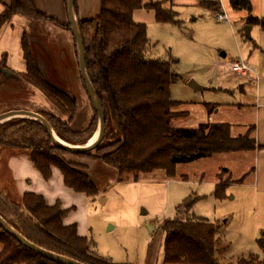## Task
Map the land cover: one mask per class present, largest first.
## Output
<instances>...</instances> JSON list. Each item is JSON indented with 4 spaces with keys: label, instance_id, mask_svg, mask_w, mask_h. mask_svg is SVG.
I'll return each instance as SVG.
<instances>
[{
    "label": "rangeland",
    "instance_id": "obj_1",
    "mask_svg": "<svg viewBox=\"0 0 264 264\" xmlns=\"http://www.w3.org/2000/svg\"><path fill=\"white\" fill-rule=\"evenodd\" d=\"M156 1L175 10L180 24L158 23L155 13L145 8L137 10L133 20L146 26L151 55L172 62L177 81L171 87V96L181 103L175 112L186 114L174 120L173 127L191 129L206 122L226 123L232 126L234 137L254 130L257 149L180 164L171 178L164 171H155L141 175L138 181L123 182L118 181L115 169L99 161L70 156L67 159L72 162L89 165L87 173L99 193L96 198H88L87 205L72 211L85 227L84 236L116 264H164L163 221L193 216L218 225L220 264H238L252 255L258 264H264V251L259 245L264 239V27L247 24L250 16L264 18V0H251V14L234 11L228 0ZM205 2H221L230 22H216L220 6L210 5L213 10H209L203 6ZM48 26H28L31 52L46 79L77 101L79 109L71 127L81 131L91 122L94 105L82 78L78 47L73 32ZM235 62L244 63L248 72L232 70ZM192 80L206 90L190 87ZM39 91L23 80L0 74V115L12 111L60 115ZM17 118L35 120L13 119ZM99 127L100 122L94 137ZM121 138L118 123L111 117L102 152L109 151L110 145ZM92 140L84 146H92ZM3 154L7 157L11 152L6 149ZM98 154L93 151V158ZM221 178L228 181V187L218 198L215 193ZM0 185L11 192L7 182L0 180ZM189 200L191 208H184Z\"/></svg>",
    "mask_w": 264,
    "mask_h": 264
},
{
    "label": "trees",
    "instance_id": "obj_2",
    "mask_svg": "<svg viewBox=\"0 0 264 264\" xmlns=\"http://www.w3.org/2000/svg\"><path fill=\"white\" fill-rule=\"evenodd\" d=\"M68 2L66 0L67 9ZM228 3L234 11L252 13L251 0H228ZM143 8L153 11L158 23L180 24L178 13L156 0H102L98 17L78 18L89 79L103 108L106 124L112 117L111 96L122 138L114 141L109 151L102 152V140L94 150L73 153L58 146L39 121L17 118L0 125V164L6 158L3 154L6 149L27 155L45 179H50L53 170L57 169L68 188L88 198H96L98 188L87 173L89 165L72 162L68 157L99 161L115 169L118 181L123 182L138 181L141 175L155 171H164L171 178L180 164L257 149V141L252 137L254 130L234 137L232 126L226 123L206 122L191 129L173 127L174 120L186 116L175 112L181 103L171 96L177 76L171 61L151 55L152 45L146 26L133 20L134 13ZM74 9L78 16L77 0ZM15 15L73 32L70 20L65 24L58 22L35 9L31 0H10L0 14V29ZM247 24L264 27V18L250 16ZM22 50L26 73H14L3 63L0 66L40 90L59 111L60 115L36 113L48 122L57 138L71 146L89 144L100 122L96 109L85 129L73 130L71 126L79 109L77 101L46 79L34 61L26 35L22 39ZM93 151L100 154L93 158ZM0 180L11 187L9 192L0 185V218L17 234L40 249L80 264H116L98 251L92 239L80 236L76 225L63 223L65 211L59 204L48 206L44 197L35 193L20 196L1 173ZM226 187L228 181L221 178L215 193L218 198L224 196ZM191 205L192 200H189L183 207L189 209ZM218 228V225L195 216L164 220L161 225L165 236L164 264H220L217 258ZM259 245L264 251V239ZM0 264L65 263L51 260L25 246L0 224ZM238 264H258V261L252 255Z\"/></svg>",
    "mask_w": 264,
    "mask_h": 264
},
{
    "label": "crops",
    "instance_id": "obj_3",
    "mask_svg": "<svg viewBox=\"0 0 264 264\" xmlns=\"http://www.w3.org/2000/svg\"><path fill=\"white\" fill-rule=\"evenodd\" d=\"M31 2L35 9L60 23L65 24L70 20L66 0H31ZM9 3L10 0H0V14ZM77 3L78 16L75 13L77 22L78 18L89 20L100 14L102 0H77ZM220 4L221 2H205L203 6L209 10H213V8L219 7ZM210 5H213V8ZM29 21L32 20L22 15H15L9 24L0 29V63L5 64L8 70L17 74H24L27 70L22 50L23 36L26 35L28 37L31 46L33 44L32 36L27 31L28 26L41 28V26H48L50 24L48 22H46V25L39 24L41 22H35L37 23V26H35V24H31L32 22ZM72 36L74 37V35ZM98 132L100 133V128ZM0 173L14 185L16 192L20 196L26 193H35L43 196L48 206L59 204L62 210L65 211L63 223L67 226L76 225L78 234L80 236L85 235L86 231L81 223L82 221L77 218V213H74L72 210L76 209L79 205H87L88 197L83 193H76L68 188L59 170L54 169L52 177L47 180L34 167L27 155L12 152L0 164Z\"/></svg>",
    "mask_w": 264,
    "mask_h": 264
},
{
    "label": "water",
    "instance_id": "obj_4",
    "mask_svg": "<svg viewBox=\"0 0 264 264\" xmlns=\"http://www.w3.org/2000/svg\"><path fill=\"white\" fill-rule=\"evenodd\" d=\"M74 3L75 0H69L68 2V11H69V16H70V21L72 24V31H73V35L78 47V51H79V57H80V69H81V73H82V78L86 84V88L88 91V94L90 95V98L93 102L94 108L96 109V111L99 114V118H100V135L98 140L95 142V144H93L92 146H82V147H73L71 145L68 146L61 144L57 141V137L55 136V134L53 133V130L51 129L50 125L48 124V122L42 118L41 116H39L36 113H32V112H27V111H12V112H8L6 114H2L0 115V121L3 119H7L6 121H8L9 119H13L15 117H31L37 121H39L40 123H42L45 127V129L49 132L50 136L52 137L53 141L60 146L61 148H64L70 152L73 153H86L89 152L93 149H95L103 140L104 136H105V130H106V118L104 115V111L103 108L96 96V92L91 84V81L89 79L87 70H86V63H85V53H84V46H83V41L81 38V34H80V30L78 27V22L76 20L75 17V9H74ZM250 26L247 27L246 29V34L249 36V32H250ZM0 74L4 75V76H11V77H15L16 79L19 80V78L14 75L13 73H11L10 71L3 69L2 67H0ZM189 86L192 87L193 89L197 90V91H205L206 89L199 86L194 80L189 82ZM110 100V108H111V112H112V117L115 119V111H114V106H113V102H112V98L111 96L109 97ZM5 121V122H6ZM3 122V123H5ZM2 123V124H3ZM1 125V124H0ZM0 224L8 231H10L12 234L15 235V237L25 246L37 251L38 253H40L41 255L60 262V263H65V264H80L74 261H71L67 258H64L62 256H58L52 253H49L43 249L38 248L37 246L33 245L32 243H30L29 241H27L25 238H23L21 235L17 234L12 228H10L1 218H0Z\"/></svg>",
    "mask_w": 264,
    "mask_h": 264
},
{
    "label": "built area",
    "instance_id": "obj_5",
    "mask_svg": "<svg viewBox=\"0 0 264 264\" xmlns=\"http://www.w3.org/2000/svg\"><path fill=\"white\" fill-rule=\"evenodd\" d=\"M215 21L218 23L230 22V17L226 14L225 10L223 9L222 3L220 4V10L217 14H215ZM231 68L232 70L240 74L248 72L247 66L241 62H235L234 64H232Z\"/></svg>",
    "mask_w": 264,
    "mask_h": 264
},
{
    "label": "bare ground",
    "instance_id": "obj_6",
    "mask_svg": "<svg viewBox=\"0 0 264 264\" xmlns=\"http://www.w3.org/2000/svg\"><path fill=\"white\" fill-rule=\"evenodd\" d=\"M7 119H8V118H7ZM7 119H3V120H1V121H0V124H2L3 122H5ZM99 135H100V133H99ZM97 136H98V133H97L96 136L93 138V140H92L93 142L95 141V139L97 138ZM98 138H99V136H98ZM56 139H57V141H58L59 143L64 144V145H67L66 143H64L63 141H61L59 138H56ZM97 140H98V139H97ZM97 140H96V141H97ZM94 143H95V142H94ZM94 143H93V144H94ZM68 146H69V145H68ZM90 146H91V145H90Z\"/></svg>",
    "mask_w": 264,
    "mask_h": 264
}]
</instances>
